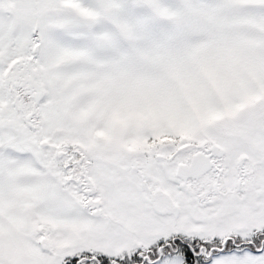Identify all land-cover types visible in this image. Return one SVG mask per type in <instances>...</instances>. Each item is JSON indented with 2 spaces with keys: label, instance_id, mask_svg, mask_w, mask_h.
Listing matches in <instances>:
<instances>
[{
  "label": "snow or ice",
  "instance_id": "snow-or-ice-1",
  "mask_svg": "<svg viewBox=\"0 0 264 264\" xmlns=\"http://www.w3.org/2000/svg\"><path fill=\"white\" fill-rule=\"evenodd\" d=\"M0 264H264V0H0Z\"/></svg>",
  "mask_w": 264,
  "mask_h": 264
}]
</instances>
